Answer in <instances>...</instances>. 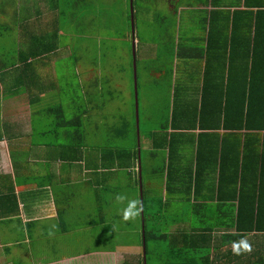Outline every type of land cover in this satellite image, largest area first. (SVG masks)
Masks as SVG:
<instances>
[{
  "label": "trees",
  "instance_id": "16d2710c",
  "mask_svg": "<svg viewBox=\"0 0 264 264\" xmlns=\"http://www.w3.org/2000/svg\"><path fill=\"white\" fill-rule=\"evenodd\" d=\"M77 1L74 4L73 0H53L60 9L55 8L58 14L56 22L59 19L65 24L71 23L73 30H82L86 26L81 28V24L88 18L87 25L91 30L97 29L102 21L104 29H107L112 23L108 21L109 18L114 16L112 20L118 18L124 25L128 23L130 31L129 0L122 4V0H118L119 8L110 0ZM219 1L210 0L215 6ZM10 5L16 6L15 3ZM241 5L242 9L232 11L210 10L203 47H177L162 54H170L171 58L175 53L181 59L200 58L204 61L198 101L191 105L179 103L174 87L172 105L166 106V110H169L167 122L158 129L144 133L140 125L138 127L140 146L149 142L146 153L152 156L159 153L162 157L160 168L157 167L156 171L165 180L166 199L144 196L140 183L142 157L138 163L135 117L127 124L124 123L125 117L113 119V124L122 135L134 138V146L129 150L115 148V151L118 157L126 156L130 164L136 165V191L141 188L138 194L141 234L137 264H197V259L208 264L210 252L217 245H224L225 241L231 245L245 234H264V0H242L239 7ZM4 29L0 25V35ZM9 33L6 39L0 38V53L9 55L6 57L8 63L0 68V79L13 76L12 81L15 84L23 83L24 88L31 83L38 90L34 99L29 95L31 103L39 102L43 92L48 95L56 93L59 82L69 80V75L59 67L49 86H43V80L40 78L38 81L35 72L36 65L44 63L46 58L34 57L32 50L41 47L44 54H55L62 46H58L57 32L54 30L51 35L32 37L31 41L29 37L24 49ZM89 39L93 40L91 37ZM76 51L73 50L75 62L81 54ZM83 51L90 53L87 46L83 47ZM76 64H67V68L76 67ZM71 76L72 81L76 82V77ZM92 85L93 92L86 91L82 95L88 100L87 104L80 97L78 102L58 101L47 104L42 114L37 116L50 117L54 132L70 131L75 140L74 136L81 134L82 125L90 119L87 107L90 106L89 102L96 99L94 91L97 88H100L99 92L105 90L101 93L104 101L100 103L104 107L106 103L109 105L108 100H112L115 91L108 78ZM13 87L16 88V85ZM28 89L30 91L31 87L28 86ZM135 92L137 98L138 93ZM64 103L70 108V118L64 117ZM93 104L95 107L98 105L97 102ZM132 110L135 116V104ZM76 143L71 146L74 147ZM187 148H190V156ZM141 150L139 147L140 155ZM153 173L155 175L156 172ZM176 202L183 207L180 212L177 206L176 209L172 208ZM167 207H171V213ZM100 220L103 221L100 223H104L103 219ZM171 224L172 230L169 231ZM178 224L182 227H173ZM214 232H221L219 238L213 237ZM150 244L154 245L151 246L153 249L149 247Z\"/></svg>",
  "mask_w": 264,
  "mask_h": 264
},
{
  "label": "crops",
  "instance_id": "0c3cea01",
  "mask_svg": "<svg viewBox=\"0 0 264 264\" xmlns=\"http://www.w3.org/2000/svg\"><path fill=\"white\" fill-rule=\"evenodd\" d=\"M164 1L165 10H175V23L181 25L185 31L182 35L183 45L182 42L175 41L174 50L177 47L201 48L205 45L210 10L242 9V5L239 7L242 0H220L217 6L212 5L210 0ZM167 2L174 3L175 6L169 8ZM15 4V7H10L12 23L7 19L9 12L3 7L0 8V25L5 28L3 32L9 33L12 30L10 36L24 49L29 37L31 41L32 37L51 35L55 30L58 34V46L61 40L70 42L61 48L59 46L55 54H44L41 47L32 50L34 57L46 58L44 63L36 65L35 74L38 81L40 78L43 80V86H49L51 79L56 76V69L61 67L69 75V80L59 82L56 93L48 95L43 92L39 96V102L31 103L29 95L34 99L38 91L31 83L28 84L31 87L29 91L28 86L24 88L23 83L15 84L12 81L13 76L0 79V264H119L122 258L118 253L120 248L134 249L137 254L130 256L128 263L137 264L140 222L137 228L129 227L128 222H125V227L130 230L124 231L120 223L123 219L122 213L119 212L123 209H117L113 215L107 216L110 204L122 193V189L135 199L136 165L130 164L126 156L118 157L117 151L105 147L103 141L90 145L83 135L86 134V123L82 125L81 134L74 136V140L70 131L54 132L50 117L31 116L29 113L31 106L38 107L40 104L45 107L62 100L72 103L79 100V97L87 104L88 100L82 95L86 91L93 92L94 85H89L91 88L88 89L83 77L93 73L97 81L105 78L102 75L110 77L106 67H103L104 64L100 66L98 62L95 65L94 58H99V50H95L91 57L87 54L88 51L77 50V54H81L75 62L76 54L71 48L73 39L82 41L89 31L91 38L97 37L96 40L101 41L98 34L104 30V22L93 31L94 29L88 27L89 19L86 18L81 24V28H86L73 30L71 23L65 24L59 19L56 22V9H60L59 5H54L53 0H31L22 4L17 0ZM61 10L63 12L62 8ZM163 11L160 9L155 16L159 17ZM121 23L124 24L122 21ZM142 51L143 58L144 48ZM8 56L5 52L0 53V68L8 63ZM174 56L177 57L175 53ZM72 62L77 63L75 71L67 68V64L73 65ZM203 62L200 58L177 57L174 60L172 75L168 78L166 88H163V91L167 89L169 92V95H165L169 100L166 106L172 105L174 87L177 89L179 103L191 105L198 101L202 87ZM98 66L100 69L96 71ZM198 66L200 73L195 68ZM180 73L187 75L188 83L184 82ZM71 75L76 77V82L72 81ZM197 75L199 78L196 80ZM109 81L112 82L111 79ZM193 82L195 85H191ZM38 84L40 85L39 82ZM15 85L16 88L13 87ZM191 89L194 90V96L188 92ZM97 92L99 91L96 89V99L91 102H97L98 105L95 107L91 102L90 106L87 105L90 119L125 117V124L132 122L131 116L124 113L123 109L119 114L110 110L106 112L107 109L100 104L104 101L103 95L100 98ZM50 97L55 99L49 102ZM119 100L122 101V107H129L124 92ZM132 117H135L134 112ZM111 134L126 137L120 133L116 124L112 125ZM74 142L77 143L73 147L71 145ZM148 145L150 143L145 142L146 149ZM113 148H119V145ZM187 152L190 156V148ZM184 154L187 156L186 152ZM147 177L145 196L151 198V194H155L153 191L158 190L161 191L162 199L165 198L163 183V187H158L156 176L148 173ZM106 216L111 218L107 222L104 220ZM100 219L104 223H100ZM176 227L181 228L182 225L178 224ZM220 233L214 232L213 237L219 238ZM241 239L251 245V251H242L237 255L232 250V244L225 241L224 245H217L211 250L208 264H263L264 234H245ZM203 261L197 259V264H205Z\"/></svg>",
  "mask_w": 264,
  "mask_h": 264
},
{
  "label": "rangeland",
  "instance_id": "374dc122",
  "mask_svg": "<svg viewBox=\"0 0 264 264\" xmlns=\"http://www.w3.org/2000/svg\"><path fill=\"white\" fill-rule=\"evenodd\" d=\"M31 0H20V4L28 2ZM17 0H0V7H3L6 11L9 12L10 15L7 16L9 22L12 23V10L10 9L11 3H16ZM74 4L78 3L77 0H73ZM111 4H114L115 7L119 8L118 0H110ZM125 0L121 1V4L124 3ZM148 4H147V3ZM165 1L164 0H132V9H133V31L131 30V21H130V31L128 23L122 24L120 19L116 18L112 20V14L108 21H112L109 24L107 29L99 31V38L101 41H97V37H92L93 40L90 41V34L86 36V38L82 41L78 39L72 40V48L73 50L83 51V47L87 46L90 50V56H94L95 50H99L101 53L99 58H94L95 65L97 66L98 62L100 66L103 64L106 67V72H109L110 77L107 75H102L103 77H107L111 79L113 84V89L115 90L112 94V100H108L110 102L109 105L106 103L105 107L108 110L114 111L116 114L118 110L123 109L126 114H129L132 119L134 104H135V87H134V73H133V52L135 56V68H136V91L137 95V103H138V125H140L141 131L144 133L146 131L155 130L164 125L169 117V110H166V104L169 102L168 96L169 92L167 89L163 91V88H166V83L169 82L168 78L171 77L170 69H174L173 62L177 58L173 54L170 58L169 56H165L162 54L167 53L168 50L173 49V44L175 41L182 42V35L185 32L181 25L176 24L175 22V10H165ZM167 4L171 7H174V3L167 2ZM126 5V4H125ZM147 6H152V8L147 9ZM158 9H163V13L160 14L159 17L155 16V12ZM94 29L93 31H95ZM125 30V33H123ZM132 33V35H131ZM1 39H6L7 33L2 32L0 35ZM136 39V42L134 41ZM70 41L61 40L60 44L63 46L65 43L69 44ZM183 45V42H182ZM142 48H144L145 57L142 58ZM163 57V59H162ZM161 59V60H160ZM132 60V64H131ZM175 65V64H174ZM100 66L95 68V70H99ZM177 66V64H176ZM76 67H73L75 71ZM200 73V67H195ZM63 72V71H61ZM100 73V72H99ZM163 73V74H162ZM184 82H189L187 75L184 73H180ZM156 75L158 77L156 78ZM199 78V75L196 76V80ZM84 83L87 85H92L97 81L96 77L92 74L83 77ZM160 80V81H159ZM165 80V82H163ZM189 85V84H188ZM191 85H195L194 82ZM100 88H97L99 90ZM124 90V91H123ZM192 90V89H191ZM188 90V92L193 93L194 90ZM105 90L101 92H97L99 96ZM129 101V107H122V101L118 99L123 94ZM171 94V93H170ZM129 95V96H128ZM101 98V96H100ZM55 97H50L49 102H52ZM63 102L60 101V103ZM134 103V104H133ZM64 117L70 118L71 111L68 109L67 104L64 103ZM44 107H41L38 104V107L31 106L29 109V113L31 116L41 115ZM108 110L106 112H108ZM105 112V113H106ZM72 118V117H71ZM115 117H106V119L102 117H92L89 122L88 119L86 121V134H83L87 139L90 145H96L100 141H103V145L110 149H114V146H118L119 148H124L125 150H129V148L134 146V138L129 137H116L111 134V128L106 129L113 125V119ZM105 124V128H104ZM140 136V133H139ZM139 147L141 150L140 158L142 157V176L140 178V183L143 188L144 196L146 195V178L148 173L154 174L156 176V183L159 186L164 185L165 180L163 176L159 174L157 167L162 162V157L159 153H155L156 155L152 156L146 153L145 143H139ZM152 169V171H150ZM153 169H155L153 171ZM159 174V175H156ZM163 183V185H162ZM136 186H138L136 184ZM135 186V187H136ZM140 189L137 190L135 194V199L137 201L138 206V192L140 193ZM122 193L119 196H124L125 199L123 201H113L110 204V208L108 209L110 214H114L117 212V209H124L127 206L129 200H133V195L126 193L124 189H122ZM155 194H151L152 197L157 196L158 199L161 198V191L154 190ZM170 205V204H169ZM179 212L182 210V206L176 202L175 206H171ZM170 207V208H171ZM169 212L171 213V209L167 207ZM177 210H173L178 212ZM112 212V213H111ZM122 213V211H119ZM104 217L105 219H109L110 217ZM141 215L137 214L132 219L124 220L121 219V228L124 231H129L128 227H125V222H128V226L132 228H137L139 226V217ZM111 219V218H110ZM176 228V225H173ZM172 230V224L169 225V231ZM123 231V232H124ZM168 231V232H169ZM164 244V241L160 242ZM140 246V245H139ZM153 244H150L149 247L152 248ZM132 248L119 249L118 253H120L119 264H126L130 262V256L132 257L135 253V250ZM153 249V248H152ZM140 251V248L139 250ZM117 252V251H116ZM138 256V255H137ZM129 264V263H128Z\"/></svg>",
  "mask_w": 264,
  "mask_h": 264
},
{
  "label": "clouds",
  "instance_id": "9594fccd",
  "mask_svg": "<svg viewBox=\"0 0 264 264\" xmlns=\"http://www.w3.org/2000/svg\"><path fill=\"white\" fill-rule=\"evenodd\" d=\"M117 201H123L125 199L124 196H117ZM140 208L137 206L136 200H129L127 206L122 211V218L124 220H129L137 216ZM232 250L235 254L239 255L242 251L249 252L251 251V245L245 240L241 239L238 242H232Z\"/></svg>",
  "mask_w": 264,
  "mask_h": 264
},
{
  "label": "water",
  "instance_id": "95a60500",
  "mask_svg": "<svg viewBox=\"0 0 264 264\" xmlns=\"http://www.w3.org/2000/svg\"><path fill=\"white\" fill-rule=\"evenodd\" d=\"M130 3V20H131V30L133 31V9H132V0H129ZM133 56V73H134V87L136 91V68H135V56L134 52L132 54ZM135 119H136V133H137V148H138V163H139V158H140V153H139V130H138V103H137V98H136V92H135ZM141 193V189H140ZM142 199V198H141ZM141 209H142V204H141ZM143 232V229H142ZM143 245V250H144V244Z\"/></svg>",
  "mask_w": 264,
  "mask_h": 264
}]
</instances>
